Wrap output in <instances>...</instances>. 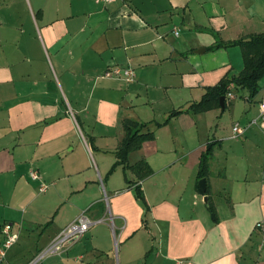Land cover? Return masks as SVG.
Segmentation results:
<instances>
[{"label":"crops","instance_id":"crops-1","mask_svg":"<svg viewBox=\"0 0 264 264\" xmlns=\"http://www.w3.org/2000/svg\"><path fill=\"white\" fill-rule=\"evenodd\" d=\"M262 33L264 0H0V250L5 224L17 237L0 264L30 261L82 213L102 222L40 264H264V129L232 139L257 119L264 76L253 98L233 90L223 109L155 127L241 72L238 46L212 47ZM126 119L154 138L112 169Z\"/></svg>","mask_w":264,"mask_h":264},{"label":"trees","instance_id":"trees-1","mask_svg":"<svg viewBox=\"0 0 264 264\" xmlns=\"http://www.w3.org/2000/svg\"><path fill=\"white\" fill-rule=\"evenodd\" d=\"M229 46H238L241 50L243 68L237 76L225 77L214 87L205 89V93L201 100L190 104L185 109L172 111L168 114L162 123H156L155 127L158 128L167 123L170 118L181 114H199L212 109H220V99L224 98L223 106L226 103L227 87L232 84L234 90H245L248 93V98H253L258 93L259 82L264 76V33L257 34L249 37L246 40H237L229 43H218L211 49L226 48ZM234 92V91H233ZM123 139L115 152L116 166H126L127 156L129 153L140 149L143 142L152 140L154 138L153 131L148 129L147 124H141L135 120L126 119L122 122ZM211 149L204 153L199 162V169L197 177L203 179L209 172V155ZM131 172L142 180L152 174L149 165L145 161H139L133 166H130ZM129 188H134L135 197L137 200L143 202L142 192L137 184L130 185ZM209 211L212 216L214 212L212 207L209 206Z\"/></svg>","mask_w":264,"mask_h":264},{"label":"built area","instance_id":"built-area-1","mask_svg":"<svg viewBox=\"0 0 264 264\" xmlns=\"http://www.w3.org/2000/svg\"><path fill=\"white\" fill-rule=\"evenodd\" d=\"M115 1L116 0H96L97 3L103 4H109ZM175 35H177V33H175ZM104 76L108 78L121 79L127 84L132 83L135 80V72L129 67H112L105 72ZM233 90L234 86L230 84L227 87L228 92L226 94V101L232 102L233 100H235L236 96L233 93ZM251 125H259L262 129H264V96L259 103L257 119L249 122L246 127H241L238 124H234L232 127V139H237L242 136L246 128ZM29 177L32 181H37L39 180V173L37 171H31ZM46 190V185H41L39 188V191L41 193L45 192ZM101 222V220L92 221L84 213L80 214L73 222H71L64 229H62L45 248L39 251L30 261L23 264H40L47 257L59 255L68 247H70L73 243L78 241L83 235H85L92 226ZM258 226L260 229L262 228L261 225ZM2 233L5 238L3 241L2 249L0 250V261L4 258L5 252L15 244L17 239L15 235H12L10 233V225L8 224H5L3 226ZM175 264L181 263L176 262Z\"/></svg>","mask_w":264,"mask_h":264},{"label":"rangeland","instance_id":"rangeland-1","mask_svg":"<svg viewBox=\"0 0 264 264\" xmlns=\"http://www.w3.org/2000/svg\"><path fill=\"white\" fill-rule=\"evenodd\" d=\"M239 95H237V96H239ZM237 101H240V99L238 97H237ZM229 111H230V109L227 108V106H226V109L223 112L219 111L218 112V116H217L218 118H217L216 122L214 123V125L215 124H219L224 129L227 130V126H230V124L232 122L231 121L232 119H231V117L229 115ZM216 199L218 200V203L219 202H223V203L225 202V199H224L223 195H222V197H217Z\"/></svg>","mask_w":264,"mask_h":264},{"label":"water","instance_id":"water-1","mask_svg":"<svg viewBox=\"0 0 264 264\" xmlns=\"http://www.w3.org/2000/svg\"><path fill=\"white\" fill-rule=\"evenodd\" d=\"M223 100H224V98L220 99V108L221 109H223ZM198 185H199V188L201 189L202 193H204L205 192V181H204V179L200 180Z\"/></svg>","mask_w":264,"mask_h":264}]
</instances>
